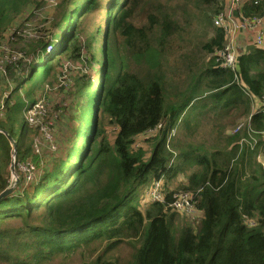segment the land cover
<instances>
[{
  "label": "trees",
  "instance_id": "obj_1",
  "mask_svg": "<svg viewBox=\"0 0 264 264\" xmlns=\"http://www.w3.org/2000/svg\"><path fill=\"white\" fill-rule=\"evenodd\" d=\"M34 5L39 0H0V40ZM92 9H104L108 24L96 122L88 128L89 119L77 110L81 124L72 143L64 147L62 142L58 151L42 157L34 155L32 144L22 145L26 122L16 138V124L25 107L37 100L25 98L22 85L34 73L42 51L48 53L44 63L53 64L46 70L44 86L57 81L63 60H83L90 68L95 56L87 41L82 42L79 28L80 19ZM243 12L261 15L264 2L247 1ZM141 14L147 21L136 23ZM61 17L66 24L61 39L52 42V52L47 51L46 41H28L24 50L31 58L30 72H25L23 60L17 66L18 78L8 68L15 86L4 101L5 118L0 120L4 130L0 131V193L9 187L11 175L14 151L8 134L18 143L17 162L31 157L39 166L43 158L44 165L29 185L21 174L15 189L0 200V264H55L56 259H68L80 250L97 254L90 264H264V164L260 161L264 140L258 135L254 148H241L239 140L247 132L225 134L223 122L228 116L252 114L253 128L264 131V113L253 110L264 96V48L253 44L243 48L236 72L221 67L212 55L225 43L224 30L218 27L202 46L211 60L191 76L188 87L177 90L175 69L170 75L167 71L172 70L164 62L170 53L169 37L177 28L160 1L63 0ZM132 60L142 71L130 67ZM87 76L79 75L75 81ZM198 103L203 108L190 120L186 110ZM203 114L218 120L211 143L196 138L182 143L179 133L191 139L202 126ZM161 123L163 127L146 138L152 144L148 156L144 147H135L137 138ZM181 173L186 181L174 190L195 194L200 214L196 226L178 222L180 213L167 207L173 194L170 186ZM160 176L169 191L167 202H153L143 210L140 191ZM124 244L131 251L121 261L117 251Z\"/></svg>",
  "mask_w": 264,
  "mask_h": 264
},
{
  "label": "rangeland",
  "instance_id": "obj_2",
  "mask_svg": "<svg viewBox=\"0 0 264 264\" xmlns=\"http://www.w3.org/2000/svg\"><path fill=\"white\" fill-rule=\"evenodd\" d=\"M62 1L63 0H39V5H34L33 7L25 10L22 15L17 17L15 24H13V26L19 28L18 37H14L13 40H10L9 27L8 30L4 32L0 43L4 39V41L10 40L9 46L13 50L19 52H21L22 49L28 48L30 43H27V41H33V44H37L36 42L38 41L47 42V40L52 39V42L57 44V42L61 39L64 26L66 24L65 19H61ZM156 1H160L162 3L166 11L169 13L173 25L177 28L172 36L169 37L168 51L170 53L164 62L165 68L170 66V70H172L167 71L170 75H173V70L175 69L174 73H176L175 77L178 81H174V86L177 88V90H179V88L184 89L185 87H188V82L191 76L199 74L202 67L205 66V64H208L211 60L213 54L211 55V53H208L207 50H204L202 46L215 36V32L218 27L214 24V18L218 11L222 9L223 5L225 6V1L216 0L214 3H205L201 0ZM145 15L146 14H141L136 19V23L146 22L147 20ZM106 23L107 19L104 9H92L80 19V37H82V42L85 40L87 41L85 44L88 47L90 53L94 54L95 57L91 62L90 68L88 67L87 70L82 71L81 63H76L77 68L72 69L70 72L71 80H69V77L67 79V84H65L62 89L59 88L56 90V93L58 94L56 95V98H58L64 104L62 115L58 121L59 124L57 123L56 125V135L59 144L64 142V147H66V144L70 143V140L72 143V140L77 136V131L81 124L79 118L80 114H78L79 112L83 111L84 117L89 119L90 124H88V128H91V125L95 119V105L100 90L101 77L105 61L104 41L106 34ZM98 27H100V30H98ZM35 32L37 34L34 36V40H32V34ZM119 41L121 43L120 39ZM47 55L48 53L45 51H42L38 55L37 67L35 64L33 66L34 73L28 77V79L24 81L22 85L20 93L22 92L23 96L29 101L34 100V98L38 99L42 94L45 93V73L47 68H50L53 65L52 63H50V65L44 63ZM31 65L26 66L25 72H30ZM130 67L136 71H142V67L135 60L130 61ZM56 70L58 71V67H56ZM87 71H90L89 76H94L93 80L87 76L85 80L79 82L75 81L79 75L86 74ZM18 74V72H15L14 78H18ZM6 77L8 78V81L6 79L5 81L0 79V105L7 98L9 90L15 86V81L13 80L12 74L10 72L7 71ZM168 96H171V94ZM200 104L201 103H198L195 105V107H191L186 110L187 118L193 120V115L198 113L203 108L202 105L199 106ZM200 117L202 119V126L200 125L197 128L195 131L196 133L191 139L185 132L179 133V138L182 140V143L188 141L194 142L195 138L196 142L209 140L211 143L213 138H211V136H213L216 132L211 130L215 128V123L218 124V120H214L211 118V115L206 114H203ZM1 118L3 119L5 116H0V120ZM233 118L235 119L233 120ZM21 119L22 120L18 121L16 124V138L20 136L22 125L26 122L24 113ZM245 119L246 116L225 117L223 121H226L225 134L230 133L231 129L236 124L243 122ZM108 128L109 130L111 129L110 127ZM175 132H177V130H174L172 134H175ZM34 133V130L28 125L27 133L23 137V146L33 144L32 137ZM150 135L151 134H147L145 136L138 137L135 144V147H144L148 153V156L151 153L152 144L150 141H147L146 138ZM15 156L16 155H14L13 152L11 162L9 163L11 171L9 187H13V190L15 189V185L18 182L16 179L17 175L19 177L21 176V173L17 172L16 170H14L13 175L12 163L14 162ZM260 161L264 164V153L260 157ZM38 165L40 167L42 166L41 159ZM192 166L194 165H191V167ZM190 169L191 168L187 169V171H190ZM185 180V175L183 173L179 174L177 180L174 182V185L170 186V189H175L178 183H182ZM142 209L145 210V208ZM177 218L178 222H185L187 224L196 226L199 222L200 214L196 213L191 216L178 214ZM130 251L131 247L128 244H124L117 251L119 259L121 261H125V259L129 257ZM92 256L93 254L90 252V250H80L68 259H56L55 264H90L92 258H95V256Z\"/></svg>",
  "mask_w": 264,
  "mask_h": 264
},
{
  "label": "built area",
  "instance_id": "obj_3",
  "mask_svg": "<svg viewBox=\"0 0 264 264\" xmlns=\"http://www.w3.org/2000/svg\"><path fill=\"white\" fill-rule=\"evenodd\" d=\"M224 1L225 6L223 5L222 9L215 15L214 24L224 30L225 43L221 49H217L215 51L213 56L217 65L236 72L238 57L241 49L243 48V46L240 48L241 45L239 44L241 33L246 32V34L250 36L251 44L264 48V12L261 15L245 14L243 12L244 4L250 0ZM253 1L255 4L264 2V0ZM18 31V27L10 29V40H13L14 37H18ZM36 34V32L32 34V40H34V36ZM4 40L0 43V79L3 81L6 79L8 81V78L6 77L8 68L12 67L14 72H18L20 74V69H17L18 63L23 60V66L26 67L30 63L31 58L26 56V51L24 49H22L21 52L13 50L9 46L10 40ZM47 43V51L50 53L54 50L52 39L48 40ZM83 58L85 59L86 55H83ZM76 63H81L82 71L88 69V66L83 60L80 62L63 60L57 81L53 84L47 83L44 89L45 93L42 94L35 103L26 106L24 109L25 121L35 132L32 137L34 155L42 157L46 152H55L59 149V142L56 135V125L57 123L59 124L58 121L62 115L64 104L56 98V95H58L56 90L59 88L62 89L64 85L67 84V79L69 77V80H71L70 72L72 69L77 68ZM89 73L90 71L86 72L88 75ZM90 77L94 79L93 75H90ZM11 90H9V94L11 93ZM253 110L254 112L261 111L264 113V96L262 97V100L256 101ZM3 114L4 102L0 105V116H3ZM251 118L252 114L243 122L236 124L230 131L232 134L242 133L244 130L247 132V134L242 135L239 140L241 148L244 145L254 148L258 143V135H260L261 139L264 140V131H257L254 129L251 123ZM162 127L163 124L161 123L156 128L148 131V134L155 135ZM14 160L15 170L24 176L25 185H29L33 180L37 179L39 174L42 172V166L44 165L43 158L41 160V167L35 165L32 158H28L22 162H17L14 157ZM16 179L19 181L18 175ZM170 191L173 192L172 200L167 203V207L185 216H191L198 213L195 194L193 192L174 189H170ZM168 193L169 191L166 188L165 177L160 176L158 178H154L147 185L143 186L141 190L139 199L140 207L146 209L147 206L153 202L166 203Z\"/></svg>",
  "mask_w": 264,
  "mask_h": 264
},
{
  "label": "water",
  "instance_id": "obj_4",
  "mask_svg": "<svg viewBox=\"0 0 264 264\" xmlns=\"http://www.w3.org/2000/svg\"><path fill=\"white\" fill-rule=\"evenodd\" d=\"M106 27L107 28H106L105 41H104V50L105 51H106V47H107L108 24L106 25ZM105 68H106V61L104 62V69L103 70H105ZM102 84H103V80H101L100 91H99V94H98V98H97V101L98 102L97 103H99L100 97L102 95V90H101ZM97 103H96V110H95L96 116H97V113H98V105H97ZM96 116H95V122H96ZM0 131L4 132V130H1V129H0ZM8 137H9L10 141L13 144L14 155H16V153L18 151V143H17V141L10 134H8ZM14 170H15V160L12 163V171H14ZM12 191H13V187L6 188L4 191H2L0 193V200L2 198H4L5 196H7L8 194H10Z\"/></svg>",
  "mask_w": 264,
  "mask_h": 264
},
{
  "label": "crops",
  "instance_id": "obj_5",
  "mask_svg": "<svg viewBox=\"0 0 264 264\" xmlns=\"http://www.w3.org/2000/svg\"><path fill=\"white\" fill-rule=\"evenodd\" d=\"M251 39H250V36L248 35V34H246V32H244V33H241L240 34V38H239V44L241 45L240 46V48L243 46V48H245L246 46H248V45H252L251 43ZM242 48V49H243ZM241 49V50H242ZM264 153V151L262 152V154ZM262 154H261V156H262ZM260 156V157H261ZM186 177V176H185ZM186 181V180H185Z\"/></svg>",
  "mask_w": 264,
  "mask_h": 264
}]
</instances>
